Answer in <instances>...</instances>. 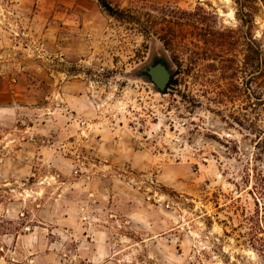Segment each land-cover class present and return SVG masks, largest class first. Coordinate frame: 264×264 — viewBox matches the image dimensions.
Wrapping results in <instances>:
<instances>
[{"label":"rangeland","instance_id":"374dc122","mask_svg":"<svg viewBox=\"0 0 264 264\" xmlns=\"http://www.w3.org/2000/svg\"><path fill=\"white\" fill-rule=\"evenodd\" d=\"M106 1L0 0V264H264V1Z\"/></svg>","mask_w":264,"mask_h":264},{"label":"water","instance_id":"95a60500","mask_svg":"<svg viewBox=\"0 0 264 264\" xmlns=\"http://www.w3.org/2000/svg\"><path fill=\"white\" fill-rule=\"evenodd\" d=\"M139 77L146 79L158 93H164L172 78V70L165 59L156 58L140 70Z\"/></svg>","mask_w":264,"mask_h":264},{"label":"trees","instance_id":"16d2710c","mask_svg":"<svg viewBox=\"0 0 264 264\" xmlns=\"http://www.w3.org/2000/svg\"><path fill=\"white\" fill-rule=\"evenodd\" d=\"M98 2L100 4V6L108 13L109 16L114 17L118 20H126V18H129V16L126 15L123 10H120L118 8L113 7L106 0H98ZM255 53L257 55L260 54V48L259 47L256 48Z\"/></svg>","mask_w":264,"mask_h":264}]
</instances>
